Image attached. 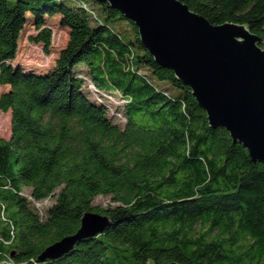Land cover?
I'll use <instances>...</instances> for the list:
<instances>
[{"label": "trees", "instance_id": "16d2710c", "mask_svg": "<svg viewBox=\"0 0 264 264\" xmlns=\"http://www.w3.org/2000/svg\"><path fill=\"white\" fill-rule=\"evenodd\" d=\"M178 1L264 40V0ZM27 15L38 31L30 41L45 50L46 18L59 16L68 31L46 72L9 63ZM0 87V111L10 112L0 138V264H264V165L208 126L188 87L107 3L0 0ZM109 95L121 105L111 108ZM99 196L106 206L94 205ZM85 212L108 225L39 261Z\"/></svg>", "mask_w": 264, "mask_h": 264}, {"label": "water", "instance_id": "95a60500", "mask_svg": "<svg viewBox=\"0 0 264 264\" xmlns=\"http://www.w3.org/2000/svg\"><path fill=\"white\" fill-rule=\"evenodd\" d=\"M130 20L156 63L188 87L210 128H223L264 165V40L246 25H213L178 0H98ZM109 219L85 212L79 229L47 246L39 261L101 233ZM169 264H178L172 262Z\"/></svg>", "mask_w": 264, "mask_h": 264}, {"label": "rangeland", "instance_id": "374dc122", "mask_svg": "<svg viewBox=\"0 0 264 264\" xmlns=\"http://www.w3.org/2000/svg\"><path fill=\"white\" fill-rule=\"evenodd\" d=\"M59 16L52 18H46L45 27L51 31L50 45L45 50V47L41 43H34L30 41V37L37 34L35 29L33 18L31 15H27L26 23L17 41V51L14 60L9 63L12 66H19L24 71H33L36 73H42L49 70L58 56L59 51L64 48L68 40V31L65 28L58 26ZM92 89L91 87H89ZM6 87H0V92L5 91ZM104 95V94H103ZM108 105L113 108L114 106L121 105L122 100L117 96H107ZM10 134V112L3 113L0 111V138L7 139ZM25 194L27 190L23 191ZM109 202L108 197H96L94 199V205L106 206ZM51 203L50 200H44L36 203V206L45 208Z\"/></svg>", "mask_w": 264, "mask_h": 264}]
</instances>
